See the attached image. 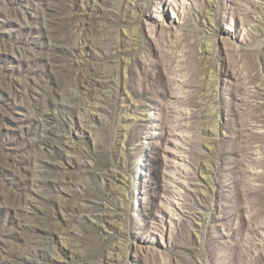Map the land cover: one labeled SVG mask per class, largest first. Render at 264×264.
Listing matches in <instances>:
<instances>
[{
    "label": "rangeland",
    "instance_id": "374dc122",
    "mask_svg": "<svg viewBox=\"0 0 264 264\" xmlns=\"http://www.w3.org/2000/svg\"><path fill=\"white\" fill-rule=\"evenodd\" d=\"M0 264H264V0H0Z\"/></svg>",
    "mask_w": 264,
    "mask_h": 264
}]
</instances>
